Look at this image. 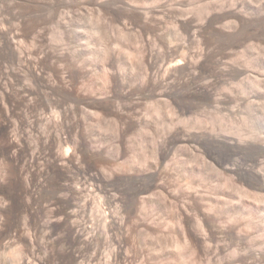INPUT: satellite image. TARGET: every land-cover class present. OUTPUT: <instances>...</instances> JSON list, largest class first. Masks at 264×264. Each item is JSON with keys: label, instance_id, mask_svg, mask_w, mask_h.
I'll use <instances>...</instances> for the list:
<instances>
[{"label": "bare ground", "instance_id": "1", "mask_svg": "<svg viewBox=\"0 0 264 264\" xmlns=\"http://www.w3.org/2000/svg\"><path fill=\"white\" fill-rule=\"evenodd\" d=\"M21 1L26 0H0V188L10 201L0 210L8 213L10 205L13 212L9 226L0 228V243L12 250L0 255L14 264H47L55 243L60 248L54 264H102L105 242L103 264H154L163 249L155 243L159 224L151 220L146 200L137 197L155 190L165 197L166 175L172 173H164L171 161L177 174L172 176L174 191L169 192L173 209H179L183 195L196 186L195 178L204 174L190 168L200 161L205 169L238 181L240 187L231 186L234 190L237 186L239 199L249 203L243 208L240 204L239 216L226 218L233 225L242 218L248 223L243 220V228L239 223L219 225L224 210L220 204L231 202L190 191L189 201L182 202L178 211L182 239L171 243L176 256H165L164 264H205V259L207 264H256L255 258L264 264V242L256 254L251 252V241L264 239V228L253 221L264 206V78H247L246 68L236 66V61L222 62L229 56L220 59L215 47L217 37L237 35L249 21L264 19V9H255L247 0L242 7L234 4L229 9L222 2L178 0L164 7L162 0H152L158 3L152 13L142 6L150 0H125L120 10L140 28L133 35L125 31L128 28L105 22L107 15L119 10L120 5L113 3L120 0H101L97 16L73 25L80 35L72 36L69 30L50 35L45 27L49 20L32 19L31 12L18 9ZM30 1L42 6L47 2ZM109 29L118 35L115 41L109 38ZM130 43L137 47L138 79L131 76L135 67L130 62L133 52L127 51ZM89 61L102 65V75L92 72ZM95 75L103 78V92L94 91ZM243 77L247 82L235 83ZM241 94L255 100L247 101L246 112L236 122H224L222 112L237 106ZM141 103L150 120L139 118ZM205 104L217 110L213 127L218 123L217 130L228 134L210 131L207 120L189 118L195 105ZM164 116L172 120L164 124L160 121ZM107 117L117 135L112 146H106L101 135L109 129ZM160 126L165 136L162 141L150 139L148 155L142 138L146 140L153 130L159 133ZM146 164L150 169H144ZM41 230L44 243L38 244L35 234ZM253 230H257L254 237ZM136 236L155 243L146 259L132 255ZM160 239L157 242L165 238ZM242 242L251 245L243 255L238 250ZM87 252L92 255L87 257Z\"/></svg>", "mask_w": 264, "mask_h": 264}, {"label": "rangeland", "instance_id": "2", "mask_svg": "<svg viewBox=\"0 0 264 264\" xmlns=\"http://www.w3.org/2000/svg\"><path fill=\"white\" fill-rule=\"evenodd\" d=\"M45 1H47L46 3H45V5H34L31 1L29 2V0H26V1H21L20 2V5H18L17 7H18V9H19V7H20V10L21 11H23L24 13L25 12H31V13H29L32 17V19H33V16H34V18H41V19H39V20H41V21H43V19L45 20H49L48 22H47V24L45 25V27H46V29H47V31L49 32V34L50 35H52L53 33H55V32H57V31H63V32H66L67 33V30H69L73 35L72 36H76V35H80V33L78 32H76L75 31V26L76 25H78V23L81 21V20H84V19H89V20H91V18H94V17H96L97 15V11H96V8L98 7L97 5H99L100 4V2H101V0H45ZM53 1V2H52ZM57 1H58V3H57ZM105 1V0H104ZM114 1H116V0H113V1H109V0H107V2H114ZM119 1V0H118ZM121 1H123V3H121ZM129 2V0H126V2ZM147 1V0H146ZM183 2H185V4L186 3H189L190 1H193V0H182ZM189 1V2H188ZM195 1V0H194ZM200 2H203V1H205V4L207 3H209V4H214L213 2H222L223 4H224V7H225V9H229V7H230V5L231 6H234V4L236 5V4H238V7H242L243 6V4L245 3V2H250V3H252L251 5L255 8V9H260V10H263L264 9V0H244V1H242V0H199ZM52 2V3H51ZM117 2V1H116ZM114 2L113 4H115L116 6L119 4L120 5V7H119V10H117L116 12H114V13H112V15H107V17H105L106 18V20H105V22H107V24H109L111 27H120V28H123V29H126V28H128V30L126 29L125 31L126 32H128L129 34H133V35H138L139 34V32H140V28L139 27H137L133 22H132V20H131V17L130 16H128L129 14L128 13H126V11H124V9H123V11L125 12H123L122 10H120V9H122V8H124L125 7V0H120L119 2ZM164 2V3H163ZM49 3V4H48ZM55 3V4H54ZM98 3V4H97ZM161 3H162V5H168L169 4V6H171V4H173V5H176V4H178L179 3V1L178 0H162L161 1ZM176 3V4H175ZM47 4L48 5H52L50 8H48L49 6H47ZM97 4V5H96ZM121 4H123L122 6H121ZM146 4V5H145ZM145 4H142V6L144 5V7L145 8H149L148 10L149 11H151L152 12V9H153V11H155V6H157L158 5V3H153L152 2V0H150V3L148 2V3H145ZM31 5L34 7H31ZM56 5V6H55ZM118 5V6H119ZM165 5H164V7H165ZM172 5V6H173ZM242 5V6H241ZM45 6V7H44ZM117 6V7H118ZM140 6V5H139ZM141 6V7H142ZM237 6V5H236ZM37 7V8H36ZM152 7V8H151ZM154 7V8H153ZM168 7V6H167ZM28 8V9H27ZM47 8V9H46ZM150 8H151V10H150ZM231 8V7H230ZM262 8V9H261ZM25 9V10H24ZM41 9V10H40ZM46 9V10H45ZM50 9V10H49ZM38 10V11H37ZM35 13H34V12ZM121 11V12H120ZM264 11V10H263ZM123 12V13H122ZM27 13V14H28ZM122 13V14H121ZM152 13H154V12H152ZM114 14V15H113ZM124 14V15H123ZM45 16V17H44ZM124 16H126V17H124ZM127 16H128V18H127ZM47 17V18H46ZM108 19V20H107ZM76 24V25H75ZM73 25H74V27H73ZM64 28H66V29H64ZM72 30H73V32H75V33H73L72 32ZM110 31H109V38L112 40V41H115L117 38H118V35L112 30V29H109ZM54 31V32H53ZM69 32V33H70ZM138 33V34H137ZM111 36H112V38H111ZM224 36H221V37H217V39L220 41H218L217 39H216V44H217V42L219 43V44H217L218 46H216V44H215V47L217 48V52H218V57L220 58V59H222V58H224V57H226V56H229V58L228 59H223L222 60V62H228V63H230V64H234V62H235V64H236V66H239V67H242V68H246V70H248V74H247V78H248V76H250V77H253V78H258V79H263L264 78V19H262V20H258V21H255V20H253V21H249L248 22V24H246V25H244V27H242V29L240 30V33H238L237 35H234V36H231V37H229V36H225L224 38H223ZM115 38V39H114ZM220 38V39H219ZM131 44V43H130ZM130 46V49L129 50H127L128 52H133V54H132V56L133 57H135L136 55H135V53H136V46H134L133 44H131V45H129ZM115 47H117V46H115ZM114 47V49L115 50H117L118 51V53L121 51V49L120 48H115ZM135 48V49H134ZM132 49V50H131ZM135 51V52H134ZM117 53V52H116ZM115 53V54H116ZM260 55V57L259 58H261V59H258L255 55ZM122 56H124V55H122ZM116 57L117 58H119L120 60H124V58L122 57L121 58V54L119 55V54H117L116 55ZM132 57V59H130V62L132 61V65H134V71L131 73V76H133L132 78H135L134 76H136V79H138L139 77H140V69L137 67V65H135L137 62H136V57L135 58H133ZM256 57V58H255ZM251 62H253V63H251ZM92 64L91 63V61H89L87 64ZM134 63V64H133ZM239 63H241V64H239ZM249 63H251V64H249ZM89 64V65H90ZM96 64V65H95ZM138 64V63H137ZM234 64V65H235ZM93 65V67L92 68H90L91 70H92V72H94L95 74H96V72H97V74L98 73H100L101 75H102V72H101V70H100V68H101V66L102 65H100V64H97V63H93L92 64ZM100 66V67H99ZM223 67V66H222ZM100 70V71H99ZM113 71V70H112ZM114 72H117L116 71V69L114 70ZM103 79V78H102ZM102 79H101V77H100V75H95V76H92V80L93 81H91L92 83H95L94 84V86L96 85L97 86V88H96V86H95V89L96 90H94V91H101V92H103V89H104V87H102L101 88V86H102V84L104 83L103 81H102ZM246 78H240V79H238L237 81H235V83H238L239 82V80H243V81H245V82H247V79L245 80ZM240 81V82H241ZM140 82V80H138V81H136V83H139ZM230 82H233L234 83V81H232V80H230ZM103 86H104V84H103ZM99 88V89H98ZM98 89V90H97ZM100 89H102V90H100ZM100 92H98V94H99ZM94 94H95V92H94ZM101 94V93H100ZM96 95V94H95ZM238 97L240 98V102H238L237 103V106H232L228 111H223L222 112V116H221V118L222 117H225V119H224V122H226V123H230V122H236L237 121V119H240V117H242L243 116V113H245L246 112V108H245V105L246 104H248L247 103V101H249V100H255V98H252V96H248L247 97V95H245V94H241V95H238ZM136 98H138V97H136ZM135 101H137V99L135 100ZM135 101H127V103L126 104H130V102H131V104H133L132 102H135ZM141 105V106H140ZM139 105V114L138 115H140L141 117H139V118H143V119H148V120H150V118L147 116V107H146V105L145 104H140ZM144 105V106H143ZM197 106V107H196ZM247 106V105H246ZM195 108L196 109H194V112L192 113V114H190V116H189V118L190 119H195V118H199V119H201V120H207V122L209 121V123H207V127H208V129L210 128V129H212V128H214L215 129V131L217 132V133H223V134H228V133H224V132H221V131H218L219 130V128H220V125L217 123L216 125V127H213V119L215 118L214 117V115H215V113L217 112V110H215V109H213V108H210L209 106H206V104H205V106H202L201 107V105H199V107H198V105H195ZM199 108V109H198ZM86 111H89V112H92V113H97V109H94V108H86ZM197 112V113H196ZM196 116H195V115ZM146 116V117H145ZM214 117V118H213ZM236 120H235V119ZM162 119V120H161ZM160 119V121L161 122H163L164 124H168L169 122H167V121H169L170 119L172 120V117L170 118V117H166V116H164V118L162 117ZM166 119V120H165ZM234 119V120H233ZM170 120V121H171ZM106 121H107V123H108V125H109V129H107V130H105V131H103V132H101V135H103L102 137H104V139H106L105 141H106V143H105V145L106 146H110V144H111V146L112 145H114V144H116L115 142L117 141V135H115L116 133H114L113 132V130L111 129V122H112V118H106ZM166 121V122H165ZM216 123V122H215ZM111 126V127H110ZM209 129V130H210ZM218 129V130H217ZM153 130V129H152ZM161 130H163V128H162V126H160V132L159 133H157V134H159V136H157V134H155L154 132H155V130H153V131H151V135L149 136V137H147V139L145 140L144 138H142V142L143 141H145L143 144L146 146V154H148L149 152L151 153V150H152V146L150 145V147H149V142H150V139H152V138H155V141H162L161 140V138L163 139V137L162 136H165V132H162ZM211 131V130H210ZM157 137H156V136ZM106 136V137H105ZM161 137V138H160ZM107 138H109V139H107ZM111 138V139H110ZM148 141V142H147ZM149 143V144H148ZM192 148V147H191ZM150 149V150H149ZM149 153V154H150ZM148 154V155H149ZM0 164H1V161H0ZM147 164H150V162L149 163H147ZM146 164V167H144V169H150V167L151 166H149V165H147ZM171 164H174L173 162H168V164H167V170H165V175L167 174V173H172L170 176L167 174L165 177H166V180H165V177H164V180H165V182H164V184L166 185V192L164 191V194H165V197H160V195H158V191H160V190H155V191H151V192H148V193H143V194H141V195H138V197L137 198H139V199H137V200H140V201H145V205H146V209H147V211L149 212V214H150V216H152L151 217V220L152 219H154L155 221H156V223L157 224H159V225H157L158 227H157V231L158 232H160V233H158L156 236L158 237L159 236V234H160V237H155V243H157L156 245V247H159V248H157V249H160V248H163L164 249V252H163V249H161V251H160V254L158 253L157 255H159L160 256V258L158 259L157 257H155L154 258V260H156L157 262H158V260L160 261V264L161 263H163L164 264V262H166V258H165V256H167V258H169L171 255L173 256V254L174 253H172V251L170 250V249H172V242L174 241V240H177V239H179L178 241H180L182 238H180L179 237V234H178V232L180 233V227L178 226V215H179V212L178 211H180V207L182 206V204L183 203H185V202H188L189 201V199L188 198H186V197H188L187 195H189L190 194V191H191V193L193 194V193H197V191L196 190H198L199 192L198 193H204L203 195H207V196H210L211 198H219V197H223V200L222 201H224V200H227V202H231L230 203V205L229 204H224V205H221L222 203H224V202H222L221 204H220V206H223V209L224 210H222L221 212H220V215H221V213H222V217H221V219H220V223H221V220H223V224L221 223V224H219V225H221V226H225V227H227V226H229L230 224H232L231 226H236L238 223H239V226H241V228H243V225H245L244 223L245 222H247L248 223V221H247V219H243L242 218V220H241V218H239V220H241V221H239L238 223H236L235 222V224L236 225H233L234 223H231L230 221V224H229V222H228V220H227V218H230V216L231 215H237V216H239V211L243 208V206H245L246 204H248L249 203V201L248 200H245V199H239L240 197H239V195H238V192H237V186H236V188H235V190L233 189L234 187H232V186H234L235 184L237 185L238 184V181H236L235 180V178L233 179V178H231L230 176L228 177V175L226 176V174L225 175H223V174H219L218 172H216V171H212V170H208V169H205L206 167L199 161V162H194L193 164H192V166L190 165V168L192 169H194L197 173L199 172V174H200V171L202 172V173H204V174H200L199 175V179H197V177L195 178V180H194V182H195V187H194V189L193 190H188L186 193H185V195H183V196H186V197H183L181 200H182V202L181 203H179L180 205L178 206L179 207V209L178 208H175L176 206L175 205H173V201H172V199H171V192L173 193V191H174V188L172 187L173 186V184L175 183V177H176V174L177 173H175V172H177V171H175L176 169H175V165H171ZM151 165V164H150ZM147 166H148V168H147ZM194 166V167H193ZM196 167V168H195ZM201 167V168H200ZM169 168H171V169H169ZM143 169V168H142ZM175 169V170H174ZM192 169V170H193ZM201 169V170H200ZM207 170V171H205V170ZM166 171H167V173H166ZM170 171V172H169ZM172 171V172H171ZM204 171V172H203ZM175 173V174H174ZM207 175V176H206ZM212 175V176H211ZM0 176H1V173H0ZM169 176V177H168ZM172 176H175L174 178L172 177ZM223 176V177H222ZM225 176L226 177H228L229 179H230V182H228V181H226V179L227 178H225ZM1 178V177H0ZM168 178V179H167ZM170 178H171V180H172V182L171 183H169L171 180H170ZM208 178V179H207ZM223 178H225V180L223 179ZM183 179V178H182ZM202 179V180H201ZM231 179H233V181H231ZM225 182H224V181ZM185 181V180H184ZM236 182V183H231V182ZM174 182V183H173ZM173 183V184H172ZM197 183V184H196ZM224 183V184H223ZM230 185H229V184ZM171 184H172V186H171ZM231 184H234V185H232L231 186ZM224 185H225V187H224ZM171 186V187H170ZM198 186V187H197ZM221 186V187H220ZM228 186V187H227ZM238 186L240 187V184H238ZM227 187V188H226ZM230 187H232V188H230ZM170 188V190H168L167 191V189H169ZM212 188V189H211ZM243 188H245V189H247L246 187H243ZM215 189V190H214ZM214 190V191H213ZM222 190H224V191H222ZM232 190V191H231ZM234 190V191H233ZM169 191H171V192H169ZM192 191H194V192H192ZM213 191V192H212ZM255 190H253V192H254ZM158 192V193H157ZM167 192H169V193H167ZM189 192V193H188ZM210 192V193H209ZM220 192V193H219ZM222 192V193H221ZM201 193V194H202ZM207 193V194H206ZM147 194V195H146ZM168 194H169V196H168ZM216 194V195H215ZM221 194V195H220ZM225 194V195H224ZM255 194H259V195H261L258 191H255ZM212 195V196H211ZM215 195V196H214ZM236 195V196H235ZM156 196V197H155ZM238 196V197H237ZM8 197V195H7V193L5 192L4 193V191H2L1 190V188H0V205L2 204V203H5V204H10V201H9V197ZM167 197V198H166ZM227 197V198H226ZM168 198H170V200L168 199ZM143 199V200H142ZM184 199V200H183ZM187 199V200H186ZM230 199V200H229ZM148 201V202H147ZM9 202V203H8ZM171 202V203H170ZM245 202H246V204H245ZM248 202V203H247ZM242 206H241V205ZM225 205H228V206H225ZM172 206H175L174 207V209H173V207ZM242 208H241V207ZM262 207H259V209L261 210V213L259 214V215H255L254 216V223L258 226L259 225V227H263L264 228V206L263 205H261ZM239 208H241V209H239ZM176 209H178V210H176ZM236 211H235V210ZM239 210V211H238ZM11 213H10V212ZM238 211V212H237ZM233 212H236V213H238V214H234ZM192 213H194V212H192V210H191V215H192ZM225 214H226V216H225ZM193 215H195V213L193 214ZM228 215H230V216H228ZM228 216V217H227ZM13 217V212L11 211V209H10V205H9V208H8V213H5V212H2L1 210H0V228L2 227V229L3 228H7L8 226H9V224L11 223V221H12V218ZM176 217V218H175ZM227 217V218H226ZM226 220V221H225ZM245 222H244V221ZM9 221V222H8ZM228 222V223H227ZM243 225H242V224ZM258 223V224H257ZM3 224V225H2ZM261 224V225H260ZM239 226H237L236 228H240ZM94 227H95V224H94ZM177 227H179V228H177ZM179 229V230H178ZM4 230V229H3ZM1 231V230H0ZM42 231H44V230H41V231H39V233L37 232L36 234H35V240L37 241V243L39 244L40 242H42V243H44V239H41V237L43 238V235H44V232L42 233ZM41 232V233H40ZM256 232H257V230H253L252 232H250V235L252 234V237H254L255 236V234H256ZM135 235H137V234H135ZM254 235V236H253ZM139 236V235H138ZM138 236H136V238H134V241H133V247H132V255H133V257H135L136 259L138 258H140V259H142V258H145L146 259V256L148 257L149 256V251H151L150 249H152V251L156 248V247H154V245H155V243L152 241V240H147V242H142V240L138 237ZM165 238V239H163V237ZM162 237V238H161ZM172 237V238H171ZM178 237V238H177ZM225 237V236H224ZM156 238H157V240L158 239H163L162 241H161V239H160V241L161 242H157V240H156ZM177 238V239H176ZM133 239V238H132ZM224 240L226 239V237L225 238H223ZM165 240H166V242H165ZM169 240V241H168ZM264 239H256V240H254V241H251L252 242V244L251 245H253L252 246V248L251 247H249V246H251V245H249V244H247L248 242H245L244 244H243V242H242V246L239 244L238 246V250L240 251H238L239 252V254H241V252H242V255L243 254H245V253H248L249 252V248H251L252 249V251H251V249H250V251L251 252H254L255 250L257 251V249H260L259 247L263 244V241ZM39 241V242H38ZM149 241L151 242V244H150V246H149ZM159 241V240H158ZM226 241H229V242H227V243H230V240L229 239H226ZM142 242V243H141ZM152 242L154 243L153 244V246H152V248H151V245H152ZM175 242V241H174ZM173 242V243H174ZM42 243H40V244H42ZM159 243V244H158ZM160 243H162V245L160 244ZM166 243V244H165ZM261 243V244H260ZM103 247H102V254H101V256H100V258H101V262H102V264L104 263V261H105V252L107 251V248H108V243H105V242H103ZM143 244H147V245H143ZM168 244V245H167ZM57 245V244H56ZM55 245V243H54V246H55V248H53V250L51 251L50 250V252H51V255H50V257H49V259H47L48 261H46L47 262V264H54L55 263V261H57L56 259H57V252L59 251L58 249L60 248L58 245L56 246ZM160 245V246H159ZM166 245L169 247V249H167L168 247H166ZM170 245V246H169ZM212 245L213 246H216V244H213L212 243ZM245 245L246 246H248L247 247V250H246V247H245ZM53 246V247H54ZM164 246V247H163ZM146 247H147V249H146ZM153 247H154V249H153ZM171 247V248H170ZM234 247L235 248H237V245H234ZM215 248V247H214ZM213 248V249H214ZM149 249V250H148ZM165 249H167V250H165ZM245 249V250H244ZM12 250L11 248H9V249H6L5 250V248H4V245L3 244H1L0 243V254L1 253H3V252H6V253H8V252H10V251ZM169 250V251H168ZM44 251V250H43ZM56 251V252H55ZM151 251V252H152ZM245 251V252H244ZM248 251V252H247ZM255 251V252H256ZM169 252H171V253H169ZM250 252V254H252ZM254 252V253H255ZM43 253V254H42ZM253 253V254H254ZM257 253V252H256ZM255 253V254H256ZM54 254V255H53ZM183 254H186V252H184L183 251ZM41 256L43 255L44 256V252H42V250H41V254H40ZM86 255H87V257H90L91 255H92V252H87L86 253ZM156 255V256H157ZM170 255V256H169ZM175 255V254H174ZM42 256V257H43ZM169 256V257H168ZM176 256V255H175ZM53 258H54V260H53ZM158 260H157V259ZM52 261H51V260ZM256 259V258H255ZM254 259V261H256V264H259L260 263V260L258 259H256L255 260ZM154 260H153V262H154ZM168 260V259H167ZM156 261H155V263L154 264H159V263H156ZM254 261H253V263H254ZM9 262V263H8ZM52 262V263H51ZM208 262L206 261V259H205V264H207ZM0 264H14V263H12V262H10L9 260H6L5 258H3V256H1L0 255ZM212 264V263H211ZM213 264H216L214 261H213ZM255 264V263H254Z\"/></svg>", "mask_w": 264, "mask_h": 264}]
</instances>
